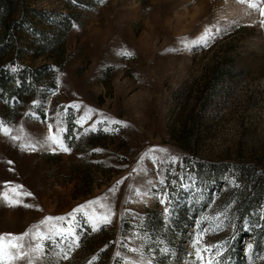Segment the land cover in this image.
Listing matches in <instances>:
<instances>
[{"label": "rangeland", "instance_id": "rangeland-1", "mask_svg": "<svg viewBox=\"0 0 264 264\" xmlns=\"http://www.w3.org/2000/svg\"><path fill=\"white\" fill-rule=\"evenodd\" d=\"M10 2L0 8V120L12 129L0 133V192L21 203L0 198V233L31 231L84 204L50 222L74 217L79 247L65 260L63 238L50 239L35 264L141 258L128 248L153 264H199L194 247L204 264H264V201L246 215L238 199L242 175L252 184L264 174L258 11L238 0ZM205 28L207 44H193ZM49 124L71 151L47 141ZM100 204L111 223L93 231L83 212L102 214Z\"/></svg>", "mask_w": 264, "mask_h": 264}, {"label": "snow or ice", "instance_id": "snow-or-ice-1", "mask_svg": "<svg viewBox=\"0 0 264 264\" xmlns=\"http://www.w3.org/2000/svg\"><path fill=\"white\" fill-rule=\"evenodd\" d=\"M101 3H103V0H100ZM239 3L246 4L250 9L257 10L259 13V24L261 28H264V0H238ZM73 27H76L75 24H73ZM216 31H220L219 28L216 29ZM210 36V29L205 28L203 34L200 37L199 41H193V44L196 43H203L207 44V39ZM185 47H188L187 44L184 45ZM123 55L131 56L132 53L125 50ZM57 79V83H58ZM32 103L35 105L37 104L36 100H33ZM73 107H79V105H73ZM27 115V114H26ZM35 116V113L32 114ZM83 117H81L79 120L76 121L78 124L83 123ZM113 123L116 124H124L126 122L124 121H113ZM49 136L47 137V141L51 142V144L58 145L59 148L65 152L71 151L69 147L64 143V140L55 134H52V125L49 124ZM92 130L95 131V127H92ZM105 131H108L107 128L104 129ZM12 129L7 126L2 120H0V133L4 134L5 136H8L11 133ZM61 131V129L57 128V132ZM88 129H85V132H87ZM11 139L13 141L20 140L19 136H11ZM35 145L33 144H21V148H30L34 149ZM55 151V149H52ZM98 151V150H94ZM150 151H154V149H151ZM161 152L166 151L164 149H160ZM143 159V157H141ZM153 163H158L156 157L152 156ZM176 157H171L170 162H175ZM163 161H159V163H162ZM8 163H12L9 161ZM8 182H5L7 184ZM117 185L121 183V181L116 182ZM163 183V181H161ZM131 187V186H129ZM22 188L21 185H17L15 188L11 189V192L15 196H19L21 193L17 191V189ZM111 191V189H110ZM139 194V189L136 190ZM24 195H31V193H23ZM157 196H163V199H160L161 204H165L167 202V190L163 193H156ZM0 198H3L4 200L8 201L11 204H18L21 203L19 199H10L7 192H0ZM101 200V197H96L93 201H87L86 204H95L97 201ZM27 206V205H26ZM85 208L84 204L78 205L76 208L72 210L71 213H68L66 215L62 216H44L41 221H39V226H32V230L28 231L25 230L24 232L20 234H13V233H0V264H16L19 260H26L27 264H35L36 258L42 257L45 255V248H46V242L50 239H55L56 237H62L63 239L59 240L57 242L59 247L58 255L62 256L63 259L67 260L73 250L77 247H79V235L77 234V228L73 227L72 225L75 223L74 217L69 220L67 226L61 224L60 227H57L55 223L50 222H63L68 219V217H72L73 213H76L79 210H82ZM100 208L105 209V211L102 214H98L97 212L93 211L89 213L88 211H84L83 215L85 217L84 222L90 225L91 229L93 231L98 230L101 225H107L111 223V217L113 215V212L111 208L107 204H100ZM165 213L167 214L169 212V209H164ZM219 215V214H218ZM244 227L247 228L248 224L245 222ZM30 236L31 242L28 245H25L22 243L23 237ZM66 241V244H65ZM198 241L193 240V245H197ZM126 248H128V245H124ZM107 247V245H105ZM27 249V250H25ZM247 249L249 251L252 250V245H247ZM130 252L138 253L140 255V259H132L128 256L123 257V261L125 264H153V259L149 258L148 260H144L143 257V250L141 248H128ZM209 250L210 249H204ZM223 252V249L220 248L216 252V256H220ZM121 254L119 252L116 253V256H120ZM194 255L196 256L197 260L199 261V264H204L202 250L200 247H194ZM97 257L93 255L91 257V260L89 261V264H92L93 261H95ZM207 264H214L213 259L210 257L207 261Z\"/></svg>", "mask_w": 264, "mask_h": 264}, {"label": "trees", "instance_id": "trees-1", "mask_svg": "<svg viewBox=\"0 0 264 264\" xmlns=\"http://www.w3.org/2000/svg\"><path fill=\"white\" fill-rule=\"evenodd\" d=\"M4 7L8 10L11 6L10 0H0V8ZM242 175L244 190H241L238 194L240 211L242 214L249 215L250 209L254 205H258L260 202L264 201V174L261 178L255 180L252 184H249L248 180ZM255 207V206H254ZM179 213L182 214L180 210ZM243 234L240 233L239 237Z\"/></svg>", "mask_w": 264, "mask_h": 264}]
</instances>
